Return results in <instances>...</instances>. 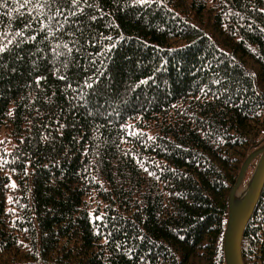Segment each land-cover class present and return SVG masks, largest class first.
<instances>
[{
    "label": "trees",
    "instance_id": "1",
    "mask_svg": "<svg viewBox=\"0 0 264 264\" xmlns=\"http://www.w3.org/2000/svg\"><path fill=\"white\" fill-rule=\"evenodd\" d=\"M79 7L0 4V264H227L264 147V0ZM241 245L264 264V187Z\"/></svg>",
    "mask_w": 264,
    "mask_h": 264
},
{
    "label": "water",
    "instance_id": "2",
    "mask_svg": "<svg viewBox=\"0 0 264 264\" xmlns=\"http://www.w3.org/2000/svg\"><path fill=\"white\" fill-rule=\"evenodd\" d=\"M261 155L252 176L248 191L242 200L235 201V195L240 188L252 160ZM264 187V147L253 153L245 162L240 172L237 184L229 198V219L225 235V251L227 264H244L242 257V237L246 226L253 216Z\"/></svg>",
    "mask_w": 264,
    "mask_h": 264
},
{
    "label": "snow or ice",
    "instance_id": "3",
    "mask_svg": "<svg viewBox=\"0 0 264 264\" xmlns=\"http://www.w3.org/2000/svg\"><path fill=\"white\" fill-rule=\"evenodd\" d=\"M68 3L71 5L75 6L71 11L65 15L64 10L61 7H55V10L53 11V3L54 0H23L24 4L31 3L34 5L35 10L37 11V14L39 16H46L49 22H51L54 18L59 17V16H64V21L66 22L69 16H74L77 14V12H83L84 9L79 7L81 3L87 4L88 0H67ZM139 2H144V0H139ZM5 3V0H0V4ZM47 8L48 12L51 13L49 15L44 11V9ZM60 23H57V29L60 27ZM6 47V46H5ZM65 48H67V45H65ZM4 51V47H0V53ZM71 51V49H69ZM63 79V77H61ZM218 83V81H217ZM91 87V85H89ZM96 219H102V217H96Z\"/></svg>",
    "mask_w": 264,
    "mask_h": 264
},
{
    "label": "rangeland",
    "instance_id": "4",
    "mask_svg": "<svg viewBox=\"0 0 264 264\" xmlns=\"http://www.w3.org/2000/svg\"><path fill=\"white\" fill-rule=\"evenodd\" d=\"M249 175H250V173H249ZM249 175H248V177H249ZM251 182V181H250ZM249 186H250V183L249 184H246V185H244V186H240V188L237 190V193H236V195H235V201H236V203H238L240 200H242L243 199V197H244V195H245V193L248 191V189H249Z\"/></svg>",
    "mask_w": 264,
    "mask_h": 264
}]
</instances>
